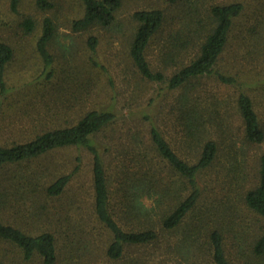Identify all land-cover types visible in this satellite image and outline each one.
Returning a JSON list of instances; mask_svg holds the SVG:
<instances>
[{"label": "trees", "instance_id": "16d2710c", "mask_svg": "<svg viewBox=\"0 0 264 264\" xmlns=\"http://www.w3.org/2000/svg\"><path fill=\"white\" fill-rule=\"evenodd\" d=\"M18 1L10 0L13 10ZM82 2L84 11L80 18L73 21V30L86 31L95 25L108 28L116 24L121 0ZM163 2L165 6L157 5L133 13L134 26L127 55L143 80L158 85L152 103L162 100L168 92L177 91L176 106L169 110V114L178 120L181 140L186 149L193 150L195 161L190 163L183 159L164 137L156 118L160 110V102H157V111L153 109L142 113L140 118L147 123L148 140L141 142L140 147L131 146L129 159L117 163L116 168L113 166L112 181L107 176L103 151L93 138L111 125L114 127L118 119L114 88L113 101L106 108H92L74 122L64 119L62 123H53L55 126L52 127L51 118L43 120L39 131L34 128L28 130L26 133L29 135L25 133L26 136L10 143L3 144L0 139V243L15 251L24 262L39 258L42 264H56L58 250L55 235L50 231H23L7 221L9 217L5 212L20 213L25 210L22 208H26L33 216L47 217L50 213L47 203L63 196L74 171L58 174L50 182L43 183L36 173L19 179L4 176L2 170L68 147L84 148L91 155L92 216L108 235L104 247L108 259L119 261L127 248L156 242L159 236L157 228L172 232L190 218L197 221L193 230L203 233L202 239L196 237L190 245L197 253L204 252L211 264H258V260L264 258V153L252 161L253 174L242 171L239 178L237 175L234 177L235 197L228 202V208L222 207L220 212L224 222H233L230 230L219 222L208 226L210 220L206 215L198 214L192 218L206 190L203 182L205 175L216 166L223 151L236 156L235 152H231L235 148L234 138L228 135V127L218 119L220 104L217 102L216 109L208 113V106L201 102L203 95L197 89L200 81L210 78L227 89H236L242 141L248 146L264 141V129L248 94V90L257 84L253 78L259 74L245 76L237 70H222L220 67L245 4L239 0L206 5L202 4L203 0ZM36 5L45 8L50 3L48 0H36ZM177 19L179 25L175 22ZM20 27L28 35L36 30V24L30 18L24 19ZM54 35L52 20L45 18L34 44L41 71L37 77L31 74L33 79L18 87L9 86L6 79V70L15 57V50L9 42L0 38V121L2 109L9 104V99L31 96L36 92L39 95L43 93L41 87L52 79L54 57L49 44ZM157 40L164 41L160 44L166 51H162V58L170 57L173 62V70L168 76L152 68L147 58L148 48ZM98 44L95 35L88 36V62L107 75L108 71L98 57ZM109 79L111 86L112 79ZM79 92L88 94L90 89L83 88ZM239 161H235L238 171L242 166L249 167L247 159ZM76 163L74 170L78 169L79 158ZM20 200H25L24 205L30 203L29 206L19 205ZM198 211L203 210L199 208ZM244 212L252 214L256 223L250 240L245 243L244 231L248 226H244ZM227 232L233 237L230 246Z\"/></svg>", "mask_w": 264, "mask_h": 264}, {"label": "rangeland", "instance_id": "374dc122", "mask_svg": "<svg viewBox=\"0 0 264 264\" xmlns=\"http://www.w3.org/2000/svg\"><path fill=\"white\" fill-rule=\"evenodd\" d=\"M163 1L121 0L116 24L108 28L95 25L86 31H75L72 23L83 14L82 0H48L50 6L45 8H38L36 0H19L15 10L11 8L10 0H0V38L9 42L15 50V57L6 70L9 86H22L33 79L31 74L35 77L39 75L41 70L39 58L34 51L35 38L45 18H50L55 26V35L49 44L54 57V75L46 86L41 87L43 93L37 95L36 92L19 98L15 96L9 99L8 105H4L0 121L2 143H10L29 135L26 132L33 128L39 131L43 120L51 118L52 127L55 126L53 123H62L64 119L74 122L92 108H106L113 101L114 88L117 93L115 110L118 119L114 127L111 125L93 138L103 151L107 176L112 181L115 165L123 163V159H129L131 146L140 147L141 142L148 140L147 123L140 118L142 113L153 109L157 111V102H160V110L156 118L164 137L178 155L190 163L194 162L193 150L186 149L181 140L178 120L169 114V110L176 106L177 91L168 92L162 100L152 103L158 85L143 80L127 55L134 26L133 13L157 5L165 6ZM230 1L233 0H203L202 4ZM239 1L245 4V10L232 31V40L220 67L222 70H237L245 76L259 74L253 78L257 84L248 90V94L264 129V0ZM26 18L36 24L32 35L24 34L20 27ZM175 22L180 24L178 19ZM90 35H95L99 40L98 57L106 67L107 75L88 62L86 40ZM160 44H164V41L157 40L148 48L147 58L152 68L168 76L173 70V62L170 57L162 58L166 51ZM109 78L112 79V85L114 82L113 86H109ZM83 88H89L90 93L79 92ZM197 89L203 95L201 102L208 106V113L216 109L217 102L220 104L218 119L228 127V135L234 138L235 148L231 152H235L236 156L234 153L227 155V151H223L216 166L205 175L203 182L206 190L192 218L198 214L206 215L210 220L208 226L219 222L230 230L233 222H224L221 208H228V202L235 197L234 177L237 175L239 178L242 171L249 175L254 173L252 161L264 153V141L249 146L242 141V121L236 106V89H227L210 78L200 81ZM77 158L80 163L78 169L74 170ZM244 159L248 160L249 167L242 166L238 171L239 166L235 165V161ZM91 163V155L84 148L68 147L31 162L5 167L2 171L6 177L22 179L36 173L43 183L50 182L58 174L74 171L63 196L47 203L50 211L47 217L33 216L30 209L22 208L25 210L20 213L5 212L9 217L7 221L27 232H52L57 241L56 264H211L204 252L197 253L195 247L190 245L194 238H203V233L193 230L197 221L191 218L172 232L157 228L159 236L156 242L127 248L119 261L108 259L104 251L108 235L92 216ZM24 203L25 200L19 201L21 206ZM29 204L24 206L28 207ZM199 208L203 211H198ZM242 216L245 217L244 226H248L244 231L245 243L250 240L256 223L252 214L244 212ZM227 238L229 246L232 245L231 233L227 232ZM6 249L0 243V264H42L39 258L24 262L15 251ZM258 264H264V258L259 259Z\"/></svg>", "mask_w": 264, "mask_h": 264}]
</instances>
